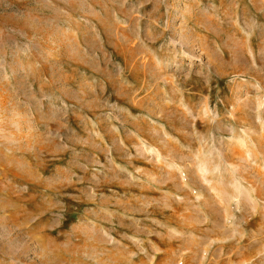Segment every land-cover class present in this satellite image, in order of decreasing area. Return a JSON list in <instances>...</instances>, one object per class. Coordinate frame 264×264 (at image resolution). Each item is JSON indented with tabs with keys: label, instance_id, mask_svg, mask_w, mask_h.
Listing matches in <instances>:
<instances>
[{
	"label": "rangeland",
	"instance_id": "obj_1",
	"mask_svg": "<svg viewBox=\"0 0 264 264\" xmlns=\"http://www.w3.org/2000/svg\"><path fill=\"white\" fill-rule=\"evenodd\" d=\"M0 264H264V0H0Z\"/></svg>",
	"mask_w": 264,
	"mask_h": 264
}]
</instances>
